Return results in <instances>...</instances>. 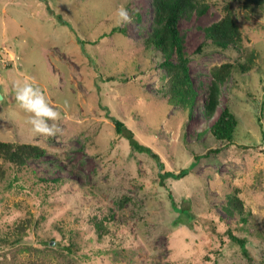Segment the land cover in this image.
I'll list each match as a JSON object with an SVG mask.
<instances>
[{
  "label": "rangeland",
  "instance_id": "rangeland-1",
  "mask_svg": "<svg viewBox=\"0 0 264 264\" xmlns=\"http://www.w3.org/2000/svg\"><path fill=\"white\" fill-rule=\"evenodd\" d=\"M207 1L204 15L180 25L198 92L190 115L169 103L162 54L146 46L150 0H0V140L46 148L30 166L49 180L38 191L32 181L0 186V264H264V28L237 9L243 43L220 50L204 28L221 18L217 4L239 2ZM121 6L131 21L122 22ZM114 27L126 34H112ZM249 57V71L236 68ZM225 63L235 68L209 119L212 69ZM24 81L60 112L56 135L36 133L16 102L15 84ZM228 106L239 119L234 144L209 131ZM112 117L159 154L165 170L188 174L163 184L157 161L135 150ZM230 193L244 201L248 226L225 211ZM180 209L191 214L187 224H177ZM29 213L38 226L27 241L5 245L8 228ZM229 228L247 239L248 254Z\"/></svg>",
  "mask_w": 264,
  "mask_h": 264
},
{
  "label": "trees",
  "instance_id": "trees-1",
  "mask_svg": "<svg viewBox=\"0 0 264 264\" xmlns=\"http://www.w3.org/2000/svg\"><path fill=\"white\" fill-rule=\"evenodd\" d=\"M150 1L153 17L151 31L146 38V46L162 54V60L159 65L164 71V77L167 78L169 103L187 110L191 115L196 105L198 92L194 87L191 76L190 58L186 53L185 36L181 32L180 25L183 20H191L194 14L204 15L209 8V2L207 0ZM237 1L239 2L237 7L233 5L232 1H227L222 5L217 4L216 6L220 10L221 18L204 28L207 41L220 50H227L230 47L239 49L243 43L242 28L235 15L237 9L243 10L248 20H255L264 28L262 20L264 19V0ZM117 32L126 34L125 29L121 27H114L111 33ZM251 66L252 58L249 57L245 63H237L236 68L247 72L251 69ZM234 68L235 65L232 63L213 67L212 75L214 79L208 88V98L204 105L207 118L212 119L216 111L221 107L220 87L226 83ZM112 120L115 123L116 131L126 137L135 150L141 153H148L157 161L161 170L160 175L163 184L168 178L181 179L188 174L189 170L187 169H183L179 173L165 170L164 163L161 161L159 154L149 146L141 143L135 137L133 130L127 127L122 120L113 117ZM238 128L239 119L228 106L222 109L220 114L215 117L209 131L217 140L225 141L227 144H234ZM46 152V148L33 143L0 140V186L12 190L23 188V186L32 181L39 188L37 191L42 190L44 184L49 183V180L44 176H39L35 169L30 166V161L43 157ZM124 199L127 200L128 197H124L119 201L121 205L124 204ZM224 209L231 216L238 212L241 223L248 226L249 214L245 208L244 201L237 193L229 194V200L226 202ZM109 219H114V213H110ZM190 220V212L186 209H180L177 224H187ZM105 221H101V224H98L100 232L104 231ZM37 223L38 220L34 215L29 213L25 218L15 222L14 227L8 228L9 230L2 241L5 245L13 246L26 242V236L31 229L38 226ZM227 234L234 242L239 244L245 254H248L246 238L235 235L230 228ZM47 244L50 245V241ZM77 248L79 246L74 243H71L69 246L71 253H75ZM25 264L52 263L40 259Z\"/></svg>",
  "mask_w": 264,
  "mask_h": 264
},
{
  "label": "clouds",
  "instance_id": "clouds-1",
  "mask_svg": "<svg viewBox=\"0 0 264 264\" xmlns=\"http://www.w3.org/2000/svg\"><path fill=\"white\" fill-rule=\"evenodd\" d=\"M118 14L122 22L132 19L123 6L118 9ZM15 99L21 108L32 114L31 124L36 133L45 136L56 135L59 130L56 121L60 118V112L49 103L40 86L29 81L16 82Z\"/></svg>",
  "mask_w": 264,
  "mask_h": 264
},
{
  "label": "water",
  "instance_id": "water-1",
  "mask_svg": "<svg viewBox=\"0 0 264 264\" xmlns=\"http://www.w3.org/2000/svg\"><path fill=\"white\" fill-rule=\"evenodd\" d=\"M0 98H3V95L2 94H0Z\"/></svg>",
  "mask_w": 264,
  "mask_h": 264
}]
</instances>
